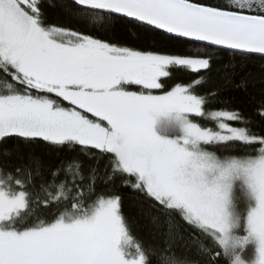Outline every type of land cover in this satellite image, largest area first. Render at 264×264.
Listing matches in <instances>:
<instances>
[{
	"label": "snow or ice",
	"instance_id": "6c2138e0",
	"mask_svg": "<svg viewBox=\"0 0 264 264\" xmlns=\"http://www.w3.org/2000/svg\"><path fill=\"white\" fill-rule=\"evenodd\" d=\"M222 52L264 60V0H0V264H264V94L206 111L171 83L215 98Z\"/></svg>",
	"mask_w": 264,
	"mask_h": 264
},
{
	"label": "trees",
	"instance_id": "16d2710c",
	"mask_svg": "<svg viewBox=\"0 0 264 264\" xmlns=\"http://www.w3.org/2000/svg\"><path fill=\"white\" fill-rule=\"evenodd\" d=\"M50 21L54 23L62 22V18L58 19V13L55 10H47ZM198 73H194L191 70H185L183 72H177L174 75V79L171 82L172 85L176 82H180L184 85H190V90L194 94H204L208 99V103L205 105L206 111L218 110L224 107H243L248 97H260L264 94V60L259 57H253L250 60L242 61L234 59L230 52H222L219 54L216 62L212 66L210 73L213 83L218 85L219 90L217 96L212 98L210 93L212 89L207 85H196V78ZM247 80V88H239L237 85L240 81ZM224 102H228L225 104ZM65 106H68V102H63ZM204 124L215 127V122L208 118L202 119ZM219 153L220 149L215 148ZM38 153L45 154L46 149H37ZM65 155V154H61ZM46 163H49L47 155H44ZM84 160V171L87 173L88 166L95 163L94 160H89L86 157H82ZM58 162V161H57ZM105 160L101 159L99 168L104 169ZM106 188L105 185L97 182L96 190L99 192ZM123 196V211L128 218L130 224V231L135 239L142 243L145 249L159 248L160 239L156 235L154 229L149 224L148 220L139 215L136 207L133 206L134 201L130 197L138 195L129 192L128 189H119ZM141 199H143L141 197ZM153 264H156V258L153 257Z\"/></svg>",
	"mask_w": 264,
	"mask_h": 264
},
{
	"label": "rangeland",
	"instance_id": "374dc122",
	"mask_svg": "<svg viewBox=\"0 0 264 264\" xmlns=\"http://www.w3.org/2000/svg\"><path fill=\"white\" fill-rule=\"evenodd\" d=\"M203 118L207 120L210 117L205 116ZM203 118L195 116V115L192 116L193 121L197 122L202 127H211L213 129H215L216 126L212 127V126H209L207 124H204L205 122L201 121ZM155 131L161 136H171L174 133H178L179 132V126H178V122L175 119V114L173 113L167 117L158 118L157 123L155 125ZM210 150L216 151L215 149H210Z\"/></svg>",
	"mask_w": 264,
	"mask_h": 264
}]
</instances>
